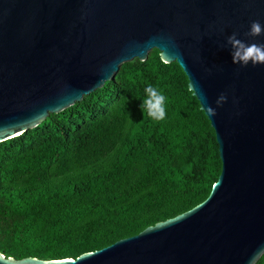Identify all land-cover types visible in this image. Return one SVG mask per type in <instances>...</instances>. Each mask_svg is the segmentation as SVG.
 Listing matches in <instances>:
<instances>
[{"label":"water","instance_id":"95a60500","mask_svg":"<svg viewBox=\"0 0 264 264\" xmlns=\"http://www.w3.org/2000/svg\"><path fill=\"white\" fill-rule=\"evenodd\" d=\"M264 25V0H0V143L158 51L209 122L220 170L203 201L75 258L0 264H253L264 253V65H233L227 37ZM226 94V102L216 99ZM215 117H208L207 107Z\"/></svg>","mask_w":264,"mask_h":264},{"label":"trees","instance_id":"16d2710c","mask_svg":"<svg viewBox=\"0 0 264 264\" xmlns=\"http://www.w3.org/2000/svg\"><path fill=\"white\" fill-rule=\"evenodd\" d=\"M34 130L0 143V253L75 258L172 218L208 195L220 162L209 122L176 63L151 51ZM167 115H143L147 85ZM255 264H264V253Z\"/></svg>","mask_w":264,"mask_h":264},{"label":"clouds","instance_id":"9594fccd","mask_svg":"<svg viewBox=\"0 0 264 264\" xmlns=\"http://www.w3.org/2000/svg\"><path fill=\"white\" fill-rule=\"evenodd\" d=\"M262 34H264V25L259 20H255L251 22L249 31L245 33V36L255 38ZM226 44L230 46L233 65H239L241 68L247 67L249 64L253 67L264 65V44L245 43L237 38V33L235 32L227 37ZM226 100V94L221 93L215 101L216 106H222ZM140 109L142 114L149 119L157 122L162 121L167 115V97L159 88L149 84L144 89V97L141 99ZM204 110L208 117H215L216 111L213 107L209 106ZM254 259L251 264H253Z\"/></svg>","mask_w":264,"mask_h":264},{"label":"rangeland","instance_id":"374dc122","mask_svg":"<svg viewBox=\"0 0 264 264\" xmlns=\"http://www.w3.org/2000/svg\"><path fill=\"white\" fill-rule=\"evenodd\" d=\"M151 54L153 57H158V51L155 49L150 50ZM149 53V52H148ZM159 58V57H158ZM136 61V59H133L129 62L124 63L125 66V71L123 73V75L120 77L119 79V83L120 85L123 87V90L126 93H132L135 91V88L132 86V84L128 81V75H129V71L130 69L133 67L134 62ZM4 256V255H3ZM5 257V256H4ZM6 258V257H5Z\"/></svg>","mask_w":264,"mask_h":264}]
</instances>
